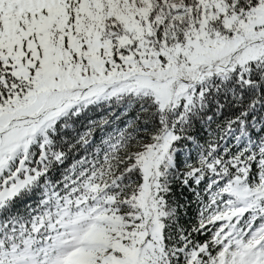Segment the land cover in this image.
<instances>
[{
  "label": "snow or ice",
  "instance_id": "1",
  "mask_svg": "<svg viewBox=\"0 0 264 264\" xmlns=\"http://www.w3.org/2000/svg\"><path fill=\"white\" fill-rule=\"evenodd\" d=\"M0 264H264V0H0Z\"/></svg>",
  "mask_w": 264,
  "mask_h": 264
}]
</instances>
